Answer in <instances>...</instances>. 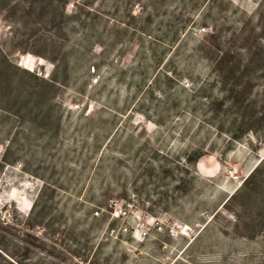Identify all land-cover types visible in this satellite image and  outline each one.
<instances>
[{"label": "rangeland", "instance_id": "obj_1", "mask_svg": "<svg viewBox=\"0 0 264 264\" xmlns=\"http://www.w3.org/2000/svg\"><path fill=\"white\" fill-rule=\"evenodd\" d=\"M72 1L64 0L66 15L85 14L58 29L51 17L28 14L34 0H0V57L9 60L0 66V244L14 254L6 257L26 264H264V162L236 193L264 160V123L232 141L227 130L240 134L239 123L224 115L218 129L208 100L195 95L230 71L205 47L222 44L240 59L236 71L261 84L251 95L258 114L247 126L264 118V62L246 66L264 48V0H79L69 12ZM218 88L215 96H228ZM132 192L140 209L167 213L193 235L152 234L143 243L111 236L121 222L108 203ZM23 245L32 250L26 258Z\"/></svg>", "mask_w": 264, "mask_h": 264}, {"label": "trees", "instance_id": "obj_2", "mask_svg": "<svg viewBox=\"0 0 264 264\" xmlns=\"http://www.w3.org/2000/svg\"><path fill=\"white\" fill-rule=\"evenodd\" d=\"M59 3H63L61 5H56L55 0H34V7L31 8V11L28 12V14L37 13L38 17H44L49 16L51 17V22L54 25V27L60 29L61 23L63 20H69L74 18H80L82 15L85 14L84 11H80V13L76 14L74 17H69L66 15V4L64 3V0H58ZM39 9V10H38ZM59 19V20H58ZM150 19H148V22L145 26H143L141 29V32L144 34L149 33V27H150ZM36 45H42L41 47H44L43 49L46 50L47 43L41 42L40 40L35 43ZM248 49H251V44H248ZM208 48V52L213 55L214 59L219 58L217 61V65L221 68H227L230 71L226 74H223L221 72H218L215 77V80L212 84H205L203 83L201 86L196 87V96H199V99H206L208 100V112L211 115V123L218 127V129H224L223 126H221L222 117L225 115L226 119L233 125H237L239 123V131H241L240 134H236L232 129L227 130L229 133V138L232 141H242L244 135L248 132V130H252L255 132H258V129L260 126L263 125V117H258L256 119V126H247L246 119L247 118H254L256 117V114H258V111L255 109H250L254 107V105H257L259 103V99L252 98V91L255 87L260 86L261 84L258 83V81L253 80H246L247 74L245 72H237L236 70L240 69L243 65L240 61V59L228 55L226 52H224L225 46L222 44H211L209 46H205ZM264 48L263 46H258V52L255 54L254 57L248 59V64H246L247 67L251 64H262L264 62V58L262 57L261 52H263ZM23 54H33L35 56L44 57L53 63L56 62V58H51L47 54H44L41 50H29L24 49L21 50ZM222 54V56H220ZM9 63V60L6 56L0 57V66L1 65H7ZM95 69V68H94ZM261 78L264 79V76H261ZM169 81H172L170 78L167 79ZM209 86V88H208ZM221 87V89L228 92V96L220 99L218 95L215 96V91L218 90ZM264 101V100H263ZM201 103V102H199ZM226 104H230V107L226 110L224 113L223 106ZM197 108V107H196ZM233 108H237L238 113L241 117H235L233 113ZM198 112V110H196ZM258 127V128H257ZM264 141V140H261ZM13 143V140L10 141V144ZM201 154L195 155L193 158L190 156L186 157V161L188 164L194 166L199 158L201 157ZM264 160L253 170V172L250 174V176L243 182V184L240 186V188L237 190L236 193L243 192L247 188H249L252 180L257 176L258 172L260 171V167L263 164ZM236 193L226 202L228 203L231 199L235 198ZM226 205V204H225ZM250 208V207H249ZM248 206H245V204H242V210L247 211ZM218 213H216L212 220H215ZM254 219V218H252ZM237 220H241L239 217ZM247 221V219H246ZM247 224V223H246ZM208 227V224L206 225L205 229ZM199 236L197 237V239ZM196 239V240H197ZM23 242V241H22ZM27 244H30L29 242H26ZM31 245V244H30ZM21 252L22 255L29 256V254L32 252V250L28 246H21ZM72 255L82 256V253L80 250H68ZM14 257L10 250L5 248V246H2L0 244V264H26L25 262H16L13 260L8 259L6 256Z\"/></svg>", "mask_w": 264, "mask_h": 264}, {"label": "built area", "instance_id": "obj_3", "mask_svg": "<svg viewBox=\"0 0 264 264\" xmlns=\"http://www.w3.org/2000/svg\"><path fill=\"white\" fill-rule=\"evenodd\" d=\"M78 1H72L67 5V11L72 12L77 8ZM139 9V6H135ZM206 28H200L199 32H205ZM4 147L0 144V158L3 157ZM138 195L131 193L127 199H111L108 203V212L112 219L121 222L118 229L112 228L110 235L115 234L131 236L135 241L143 243L149 240L152 234L167 235L171 238L190 237L194 233L192 226L183 224L179 220L172 218L167 213L154 215L148 210L140 209L138 206ZM103 209H97L95 216H99ZM168 246H165V248ZM173 251V250H172Z\"/></svg>", "mask_w": 264, "mask_h": 264}, {"label": "bare ground", "instance_id": "obj_4", "mask_svg": "<svg viewBox=\"0 0 264 264\" xmlns=\"http://www.w3.org/2000/svg\"><path fill=\"white\" fill-rule=\"evenodd\" d=\"M43 64V63H42ZM29 70H32V67H28V66H26Z\"/></svg>", "mask_w": 264, "mask_h": 264}]
</instances>
